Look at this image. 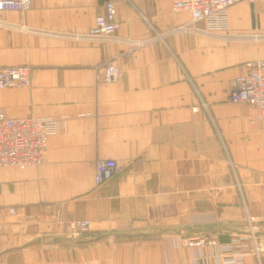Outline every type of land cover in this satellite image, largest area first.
<instances>
[{
	"label": "crops",
	"instance_id": "0c3cea01",
	"mask_svg": "<svg viewBox=\"0 0 264 264\" xmlns=\"http://www.w3.org/2000/svg\"><path fill=\"white\" fill-rule=\"evenodd\" d=\"M107 1L32 0L26 11L0 12L34 30L0 26V66L31 67L29 87L0 89V109L59 122L43 164L0 166V264H216L219 245L186 247L182 239L196 234L184 232L29 244L78 238L71 223L82 220L81 238L230 223L237 231L208 233L223 243L247 239L246 223L264 220V127L251 122L253 106L231 100L246 62L264 59V42L175 32L191 13L174 12L169 0H114L119 36L157 37L133 51L40 33L88 30ZM229 17L232 32H264V0L237 3ZM110 58L121 74L108 83L96 66ZM100 159L120 170L97 186ZM245 264H264V252Z\"/></svg>",
	"mask_w": 264,
	"mask_h": 264
},
{
	"label": "built area",
	"instance_id": "2783aa9c",
	"mask_svg": "<svg viewBox=\"0 0 264 264\" xmlns=\"http://www.w3.org/2000/svg\"><path fill=\"white\" fill-rule=\"evenodd\" d=\"M242 1L250 3L256 0H169L174 12L191 13V21L174 28L175 32L201 31L218 35L228 41H264V36L229 31L230 8ZM32 0H0V12L6 10L26 11ZM197 22H204L205 27L199 28ZM0 26L15 27L23 31H34L23 24H12L0 18ZM121 23L117 18L114 0H108L103 10L97 15L95 23L85 31L44 30L40 33L57 38L86 43L125 42L133 51L153 42L157 37L128 38L121 37L118 31ZM225 33L226 35H223ZM253 40V41H254ZM246 72L238 75L233 81L231 100L253 106L256 113L251 122L264 127V59L246 62ZM98 78L105 82L116 81L121 74L117 58H110L96 66ZM31 85V67L0 66V89L23 88ZM206 106V104H204ZM59 129V122L51 116L44 117H9L0 109V166H15L24 169L31 165L43 164L49 138ZM94 179L101 186L120 170L114 159H100L95 163ZM76 228L75 236L89 229V221L72 222ZM250 234L255 235L253 227ZM237 238L231 242L220 243L211 234L202 233L184 237L182 243L189 248L219 245L218 262L216 264H245L247 254L260 256L264 251V241L258 243L253 238V245Z\"/></svg>",
	"mask_w": 264,
	"mask_h": 264
},
{
	"label": "water",
	"instance_id": "95a60500",
	"mask_svg": "<svg viewBox=\"0 0 264 264\" xmlns=\"http://www.w3.org/2000/svg\"><path fill=\"white\" fill-rule=\"evenodd\" d=\"M249 226H264V220L260 221H252L247 222ZM174 232L175 234H202V233H210V232H217V231H237L236 229L232 228L230 223L224 222H208L203 224H196V225H188L182 228H161L159 230H151V231H131V232H112V233H104L99 234L97 236L89 237V238H61V237H53V238H45L39 237L31 241L30 245H38V244H60V245H80V244H89L93 242H97L109 236H116V237H123V238H134V237H146L156 233H163V232Z\"/></svg>",
	"mask_w": 264,
	"mask_h": 264
},
{
	"label": "rangeland",
	"instance_id": "374dc122",
	"mask_svg": "<svg viewBox=\"0 0 264 264\" xmlns=\"http://www.w3.org/2000/svg\"><path fill=\"white\" fill-rule=\"evenodd\" d=\"M3 27H5V26H3ZM20 31H22L21 29H20ZM229 31H231L232 32V29H231V23H230V25H229ZM239 33H253V34H255V35H258V36H264V32L263 31H253V32H239ZM223 35H226L225 33H223ZM49 36V35H48ZM51 38H57V37H54V36H50ZM58 39H61V38H58ZM254 39H251V41H253ZM228 41V40H227ZM251 41H249V42H251ZM230 42H232V41H230ZM254 42H264L263 40H258V41H255L254 40ZM16 66H20V65H16ZM89 221V220H88ZM262 228H264L263 226H259V228L257 227V226H254L253 227V230H254V233H255V235H251L250 233L248 234V238L246 239V238H244L245 240H253V238L254 237H256V240H257V242L258 243H261V242H263L264 241V235H262V236H258V234L256 233L257 232V230H259V229H261L262 230ZM89 230V229H88ZM87 230V231H88ZM250 231V230H249ZM86 232V231H85ZM85 232H83V233H81L80 235H78V238H81L82 237V235L85 233ZM253 245V244H252ZM264 252V251H263ZM262 252V253H263Z\"/></svg>",
	"mask_w": 264,
	"mask_h": 264
},
{
	"label": "trees",
	"instance_id": "16d2710c",
	"mask_svg": "<svg viewBox=\"0 0 264 264\" xmlns=\"http://www.w3.org/2000/svg\"><path fill=\"white\" fill-rule=\"evenodd\" d=\"M82 245H86V244H80V245H78V246H82Z\"/></svg>",
	"mask_w": 264,
	"mask_h": 264
}]
</instances>
